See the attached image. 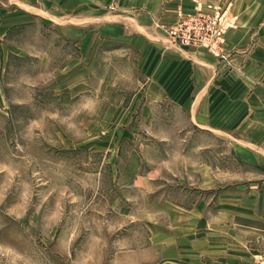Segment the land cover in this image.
I'll list each match as a JSON object with an SVG mask.
<instances>
[{
	"label": "rangeland",
	"instance_id": "rangeland-1",
	"mask_svg": "<svg viewBox=\"0 0 264 264\" xmlns=\"http://www.w3.org/2000/svg\"><path fill=\"white\" fill-rule=\"evenodd\" d=\"M169 1L174 23L164 11L154 23L165 49L222 56L228 34L233 56L264 63V0H186V12L184 0ZM134 3L141 11L145 0ZM5 18L14 19L0 14V264H227L232 254L239 264H264V240L232 236L227 216L241 208L224 206L263 194L264 161L246 163L238 131L215 141L170 125V105H149L138 49L102 42L97 24L74 18L73 31L65 20ZM179 208L203 210L197 237ZM215 223L219 233L210 235ZM210 236L222 239L214 245Z\"/></svg>",
	"mask_w": 264,
	"mask_h": 264
},
{
	"label": "crops",
	"instance_id": "crops-1",
	"mask_svg": "<svg viewBox=\"0 0 264 264\" xmlns=\"http://www.w3.org/2000/svg\"><path fill=\"white\" fill-rule=\"evenodd\" d=\"M107 2L111 3V0H5L0 14L5 10V16L14 18L11 20L19 18L24 20L30 16L41 17L57 26L65 20V25L69 27L66 30L73 31L75 25L73 22L69 25V22L75 19L89 23L88 28L97 24V35L102 42L122 40L132 49H138L149 84L145 88L149 105H153V108L170 105V111L174 114V118L169 120L170 125H184L183 133L189 132V128L192 127L197 131L194 135L195 139L204 135L215 141L219 133L233 137V133L238 131L235 140L244 144L241 152L238 153L246 163H249V166L261 164L264 161V151L259 147L264 144V97L260 99V94L264 96V86L260 82L264 78L263 61L256 59L255 55L233 56L232 36L228 37V34L222 56L202 48L186 49L175 46L174 50L165 49L166 41L159 36L156 38L154 23L163 11L165 17L174 23L176 17L171 13L179 12H176L177 8L169 0L161 3L157 0H145L141 11L136 9L137 3L129 5L130 0H121L116 10L107 11L106 9L111 7L109 4L107 7ZM181 3L184 6H182L183 12L191 11L189 8L193 4L186 0ZM10 6L17 10L12 16ZM6 19L5 24L10 25L11 20L7 23ZM2 22L0 23V55L4 53L5 47V32L1 31L5 25ZM83 28L77 29L84 31ZM238 30L242 31L244 28ZM231 31L233 30L229 32ZM2 92L0 82V99ZM185 138L188 140L190 137ZM258 169L264 170L259 167ZM202 171V166H199L196 174L200 175ZM204 171L209 173L206 169ZM261 179L258 177L257 181ZM262 181V184L259 183L263 190L261 197L254 196V192L250 191L247 197L225 199L224 206L230 207L233 213L234 207L241 208L239 209L241 213L230 217L229 209L217 216L221 219L228 215L232 230L234 231V227H239L244 233L240 235L229 230L232 236L239 238L246 235L256 239L257 243L264 240V178ZM260 207L263 208V212L260 211ZM176 211L179 221H182V225L186 228V224H189L195 237L202 233L200 229L203 210L179 208ZM162 212L172 213L167 210ZM234 223L236 224L233 225ZM212 227L215 230H211L210 235L219 233L217 223ZM210 239L212 244L217 245V240L222 238L210 236ZM202 240L199 241V248L204 249L207 244L202 247ZM233 249L236 248L232 244L231 248H227V255ZM213 251L215 250H210L211 253ZM203 253L208 252L203 250ZM255 253H258L257 249L252 251V254ZM244 258L249 259V256ZM236 263L239 264V260H236L232 254L227 264Z\"/></svg>",
	"mask_w": 264,
	"mask_h": 264
}]
</instances>
